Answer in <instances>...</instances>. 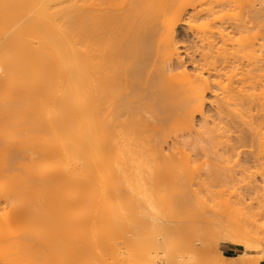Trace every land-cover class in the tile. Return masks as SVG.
I'll use <instances>...</instances> for the list:
<instances>
[{"label":"bare ground","instance_id":"bare-ground-1","mask_svg":"<svg viewBox=\"0 0 264 264\" xmlns=\"http://www.w3.org/2000/svg\"><path fill=\"white\" fill-rule=\"evenodd\" d=\"M252 1L227 18L238 0H0V264H76L68 259L81 227L71 210L88 203L97 210L91 239L104 240L90 264H132L160 240L168 203L180 211L207 201L208 172L224 165L234 181L247 163L264 168V34L257 43L252 34L264 26V0ZM200 154L208 160L197 166ZM251 184L227 189L225 205L251 200ZM254 205L242 219L216 215V231L185 248L189 264L263 262ZM132 215L144 218L140 228ZM220 244L241 253L228 259Z\"/></svg>","mask_w":264,"mask_h":264},{"label":"rangeland","instance_id":"rangeland-1","mask_svg":"<svg viewBox=\"0 0 264 264\" xmlns=\"http://www.w3.org/2000/svg\"><path fill=\"white\" fill-rule=\"evenodd\" d=\"M250 2L251 3V1L252 0H238V2L236 3V5H238V6H236L235 8L237 9H234V11H232L233 9H231V10H225L223 13H222V16H228V17H232L233 15H235V14H237V12L239 11V13H241L242 12V9L243 8H241V7H243V6H247L249 3L248 2ZM256 1V0H255ZM243 2L246 4H243ZM253 2V1H252ZM240 3H242L241 5H240ZM254 4V3H253ZM243 5V6H242ZM241 6V7H240ZM239 9H238V8ZM240 8H241V10H240ZM246 9V7L243 9V12H244V10ZM234 12H236L235 14H233ZM242 12V13H243ZM238 13V14H239ZM230 15H232V16H230ZM227 17V18H228ZM226 18V19H227ZM256 28V27H255ZM255 28L253 29L254 31H253V33L252 34H254V37L256 38L255 40H257V41H255L254 39V41L257 43L258 42V40H260L261 39V34H264V32H262V33H260L259 34V30L260 31H264V30H261V29H263L264 28V26H263V28L262 27H257L256 28V31H255ZM261 28V29H260ZM258 30V31H257ZM258 32V33H257ZM251 33V32H250ZM256 33V34H255ZM252 34H250L252 37H253V35ZM260 36V38H259V36ZM177 36H178V40L180 41V42H182V44H187L188 42H189V37H190V34L188 33L187 34V32H186V30H185V28L180 24L179 26H178V28H177ZM189 36V37H188ZM256 36H258V37H256ZM253 37V38H254ZM259 38V39H258ZM185 41V42H184ZM259 43H260V41H259ZM262 57H264V53L262 52ZM187 69L188 70H190L191 69V67H190V65H188L187 66ZM207 98H210V99H208V102H212L211 100V97H207ZM211 104V103H210ZM215 109V107H214V104L213 105H209V103H207L206 104V106H205V112H207V115H214V110ZM199 120V117H197L196 118V124L198 123L197 121ZM208 120H211L210 118H208ZM202 155L200 154V157H198L197 159H198V161L195 159V157H194V160H196L197 161V163H195V165H197L198 163L199 164H201L200 162H205L206 161V159L208 160V158H205L206 156H202ZM195 161V162H196ZM232 163V162H231ZM198 164V165H199ZM253 163H247V165H248V169H246V171L244 170V174L242 175V174H240V173H238V175L237 174H235L234 176L235 177H237V179L236 178H233V180L234 181H232V179H229V180H227L226 178L228 177L229 178V176H224L223 175V172H225V173H229L228 175H230V178H232L231 177V175H233V173L231 172H229V169L227 170L226 168H224V165H223V167L222 168H224V169H226L227 170V172L224 170L223 171V169L222 168H220V167H218V168H216L215 170H213L212 172V175H211V173L209 174V172H208V175H210V179L209 180H211V181H209L207 178V180L206 179H203V177L204 176H200V175H205L204 173L203 174H200L199 176L204 180V182H203V185L200 187V186H198L199 184L197 183V186H196V181L197 182H200V179H199V177L198 176H196V174L194 173V177H197V178H194V179H199V181L198 180H196L194 183V185L196 186L195 188H198V190L197 191H199L200 190V192H201V189H204V190H202L203 192L202 193H200L199 194V196H201L202 198V200H207V201H205V203H204V201H202V200H200V202L202 201L203 203H197V201H194V202H196V203H194V202H192V203H188V205L186 206V208L185 209H182V210H184L185 212H186V214H185V212H183L182 213V210H180L179 211V209H177V208H174V204L175 203H168V205H166V209L162 212V218H161V220H160V223H159V225H161L162 224V227L161 228H159L158 230H156L153 234L154 235H156V234H158V235H161V238H160V240L159 241H157L151 248H148L147 247V249L148 250H146V249H144V248H142V246H141V248H137L138 246H139V244H137L136 245V247L134 248H132L133 250L135 249L136 251L137 250H139V249H143V252L145 251V252H147V254L148 255H146V254H143V252L142 251H140L143 255H142V257L141 258H143V256H146L145 257V259L147 258V260H148V263L149 264H165L167 261H166V259L167 260H169V256L172 258V260L170 259L168 262H167V264H189V262L190 261H192L191 260V257H190V259H188L187 257H186V255H187V251L185 250V248L187 247V246H189V245H191L192 244V240H194V239H196L197 237H200V236H204V238L206 237V239L207 238H209L211 235H212V232L215 230L216 231V226H215V221H212L211 222V220H213V218H215L214 220H217V218H216V215L217 216H219L220 218H218L219 219V221L220 222H222V223H226V222H229V218L232 216V215H235L234 217H232L233 219H235L236 217L237 218H245L248 214H249V212H251L253 209L252 208H250V207H252L254 204H258V203H262V204H258V205H261L262 207H260L261 209H262V211H261V209L260 210H257L256 208H258V207H256L255 205V207H253V208H255L256 210H255V214H258L255 218L257 219L256 220V224H257V226H259V227H264V168L262 167L263 165H260V166H256L255 165V163H254V165H252ZM197 165V166H198ZM203 165V164H202ZM246 165V166H247ZM259 165V164H258ZM204 167H203V169L205 168V163H204V165H203ZM230 166V163L228 164V167ZM232 166V165H231ZM227 167V168H228ZM221 169L220 171L222 172H220L219 173V170H217V169ZM263 169V171H262V169ZM203 170H201V172H202ZM216 171V172H215ZM218 171V172H217ZM215 173V174H214ZM224 173V174H225ZM241 173H243V172H241ZM263 173V174H262ZM198 175V174H197ZM206 175H207V173H206ZM215 175V176H214ZM220 175V176H219ZM237 175V176H236ZM193 176V175H192ZM191 176V178H193ZM221 176H224L225 177V179L227 180V182L229 183H226V182H224V180H221V179H223L224 177H222V178H220ZM206 177V176H205ZM220 179H219V178ZM214 180V181H212V179ZM215 178V179H214ZM217 178V179H216ZM225 180V181H226ZM230 180H231V183H230ZM235 180H237V181H235ZM261 180H262V182H261ZM207 182V184H206V182ZM218 181H221V182H218ZM222 181H223V183H222ZM249 182H251V183H255L256 185H257V187H256V185H255V189L253 190H250V197H251V200L249 201H247V203H244L243 205L242 204H238V205H232V203H228V205L229 206H231L230 207V209H226V207H228L229 208V206H226L225 204L227 203H224V196H225V198L226 197H230L231 196V192L230 191H228V190H232V192L234 193V195H235V191H237L238 193L239 192H242L241 190L243 189V191H244V188H247V183H248V185H254V184H251V183H249ZM225 183H226V185H228V186H226L225 185ZM221 184V185H220ZM222 184H224V185H222ZM207 187H206V186ZM203 186H205V188L203 187ZM222 186V187H221ZM224 186V187H223ZM193 187V186H192ZM199 187L201 188V189H199ZM230 187V188H229ZM195 188H193V189H195ZM228 189V190H227ZM206 190H207V194H205L204 192H206ZM224 190H227V191H225L224 192ZM246 190V189H245ZM195 191H196V189H195ZM196 191V192H197ZM220 192H224V194L222 193V195H221V193ZM199 193V192H198ZM220 193V196H223V197H220L218 194ZM230 193V194H229ZM233 193H232V196H231V198H227V199H229L228 200V202L230 201V199H232L233 198ZM202 194H204L203 196H202ZM205 195H208V196H210V197H207V196H205ZM204 196L205 197H207V198H209V201H208V199L206 198V199H204ZM215 196H216V198H215ZM219 196V197H218ZM217 198H219V199H217ZM221 198V199H220ZM227 199H226V201H227ZM217 201H219V202H217ZM209 202V203H208ZM217 202V203H216ZM134 205H135V203H133ZM167 204V203H166ZM128 205V204H127ZM126 205V206H127ZM132 205V204H131ZM137 205V204H136ZM170 205H171V210L173 211V210H178V211H176V214H175V211H173V214H172V212L170 211V209H169V207H170ZM226 206V207H224V206ZM257 205V206H258ZM86 206V207H85ZM88 206V207H87ZM89 206H90V208H89ZM92 206V207H91ZM130 206V205H129ZM173 206V207H172ZM128 207V206H127ZM148 207H150V206H148ZM168 207V208H167ZM233 207V208H232ZM78 208V209H77ZM88 208V209H87ZM116 207L114 206V210H113V212L115 213V214H117V216H118V214H119V212L118 211H116V209H115ZM145 208V207H144ZM151 208V207H150ZM84 209V210H83ZM94 209V205H92L91 203H88V205L87 204H83V205H80V208H79V205H78V207H74V210H73V212H72V210H71V214L73 213V216H74V218L77 220V226L80 228L79 230H78V228L77 229H75L76 230V232H78V231H80V232H78V233H76V235H78L77 237H78V245H76V249H74V252H73V254H75V255H69L70 256V259H68V260H74L75 262H76V264H84V262H88V261H90V262H88L89 264L90 263H92V262H94V252L96 251V250H98V248H99V250H100V248H102V244L101 243H104V240H103V238H102V236L100 235V236H97V237H99V238H97L96 237V241H98L97 239H99L100 240V242H96L95 241V239H94V241L91 239L94 235H92L93 234V232L95 231V229L93 228V225L90 227V223L91 222H93V221H95L94 219H96L95 217H96V206H95V209ZM118 209H119V207H118ZM117 209V210H118ZM128 209V208H127ZM147 208H145L144 210H146ZM155 208H153V210H154ZM169 209V210H168ZM252 209V210H251ZM82 210V211H81ZM89 212H87V211ZM96 210V211H95ZM156 210V209H155ZM154 210V211H155ZM224 210V211H223ZM226 210V211H225ZM230 210H231V213L232 212H234V213H232L231 214V216H229V215H226V212L228 211V212H230ZM2 211V210H1ZM1 211H0V213H1ZM80 211V212H79ZM146 211H148V209L146 210ZM150 211V210H149ZM154 211H152V208H151V211L150 212H146L147 213V216H148V213H150L149 215H152L151 214V212H153V214H154ZM254 211V210H253ZM256 211H258V212H260L261 211V214L260 213H256ZM74 212H75V214H74ZM145 211H143V213H144ZM167 214L168 212L170 213V215H169V213H168V215H164L165 213ZM179 212V213H178ZM228 212H227V214H228ZM79 213V214H78ZM92 213V214H91ZM93 213H94V215H95V217H92L93 216ZM142 213V214H143ZM145 213V214H146ZM178 213V214H177ZM182 213V214H181ZM210 213H211V215H210ZM224 213V214H223ZM254 213V212H253ZM78 214V215H77ZM84 214V215H83ZM85 214H87V215H85ZM90 214V215H89ZM155 214H156V212H155ZM174 214L175 215H177V216H174ZM180 214L183 216V217H181L180 216ZM185 214V215H184ZM212 214H214V217L212 216ZM222 214V215H221ZM83 215V216H82ZM161 215V214H160ZM202 215V216H201ZM203 215H206V217H205V219H206V221H205V226H204V224H202L203 226L202 227H199V225L201 226V223L199 224V225H197L196 224V222L195 221H193L194 219H196V217H203ZM208 215H210L211 216V218H210V220L208 219ZM221 215V216H220ZM224 215H226V216H224ZM133 216V217H132ZM132 216H128L129 217V219H128V222L129 221H133L134 223L137 221V220H139L138 221V223L136 224H134L133 222L131 223V222H129L130 223V225H137V228H140V224H141V221L140 220H142V219H144L143 217H142V219H140L141 218V216L139 217H136L135 215H132ZM143 216H145L144 214H143ZM175 218H174V217ZM222 216H224V217H222ZM77 217H78V219H77ZM80 217V218H79ZM89 219L90 217V220H88L87 218ZM134 217H136V218H134ZM146 217V216H145ZM176 219L175 220V222H174V219ZM177 217H178V223H176V221H177ZM199 217V218H200ZM94 218V219H93ZM131 218V219H130ZM137 219V218H139V219H137L136 221H134V219ZM179 218H180V220H179ZM181 218H184V219H181ZM231 218V219H232ZM82 221L81 223H80V220ZM83 219L85 220V219H87V221L86 222H88V224H86V222H83ZM204 219V220H205ZM225 220V222H224V220ZM78 220H79V222H78ZM92 220V221H91ZM173 220V222H171ZM181 220H183L182 222H181ZM204 220H203V222H204ZM208 220V221H207ZM196 221H199L198 220V218H197V220ZM139 222H140V224H139ZM210 222H211V224H210ZM220 222H218V221H216V224H218V223H220ZM82 223H84V224H86L85 226H82V225H84V224H82ZM172 223V224H171ZM198 223V222H197ZM206 223H207V225H206ZM166 224V225H165ZM167 224L168 225H170L171 227H168L167 226ZM174 225V226H173ZM212 227L211 229H209L210 227ZM89 226V227H88ZM99 225H97V228L99 229V227H98ZM167 226V227H166ZM214 226V227H213ZM85 227V228H84ZM132 227H134L135 229H137L136 228V226H132ZM204 227V228H203ZM209 227V228H208ZM89 228V229H88ZM133 228V229H134ZM200 228H202V229H200ZM206 228H208V229H206ZM229 228H231V227H229ZM229 228H228V230H229ZM90 229H92V231L90 230ZM205 229V230H204ZM212 229H214V230H212ZM84 230V231H83ZM88 230V231H87ZM91 232H90V231ZM227 230V229H226ZM87 231V233H85ZM210 231V233L208 234V232ZM85 234H84V233ZM225 232V231H224ZM224 232H221V233H224ZM227 232V231H226ZM80 233V234H79ZM82 233L84 234V235H82ZM89 233V234H88ZM90 234H91V236H90ZM211 234V235H210ZM80 236H82V237H80ZM84 236V237H83ZM89 236V237H88ZM85 237L86 238H88V239H85ZM94 238V237H93ZM93 241V243L94 242H96V243H92V244H89V242L91 243L92 241ZM132 239V238H131ZM158 239V238H157ZM82 241V242H81ZM87 241V244H88V246H86L87 244L85 243ZM132 241H133V239H132ZM80 242H81V244L83 243L84 244V246H82L81 244H80ZM113 242V241H112ZM135 242V241H134ZM134 242H133V244H134ZM109 243H111V240L109 241ZM137 243V242H136ZM96 244H100L101 245V247H100V245H98V246H96ZM80 245V246H79ZM91 245V246H90ZM224 244H220L219 245V247H218V249H220L221 250V248H222V246H223ZM225 245H229V244H225ZM90 246V247H89ZM94 246V247H93ZM132 246H135V245H132ZM139 246V247H140ZM84 247V249L81 251V248H83ZM96 247V249H94ZM98 247V248H97ZM78 248V249H77ZM86 248H88V250L86 249ZM93 250H92V249ZM137 248V249H136ZM233 251H234V256L235 255H238L239 253H241L240 251H237V250H234L233 248H231ZM86 250H87V253H89V254H86ZM90 250H91V252L93 253V255H92V257H93V259H92V257H90L91 256V253H90ZM95 250V251H94ZM133 250H131V252L133 253ZM134 250V253L136 252ZM186 252H185V251ZM121 251H123L122 249H120V252ZM77 254H76V253ZM79 252H80V254H79ZM211 252H214L213 250L211 251ZM168 253V257L166 256V254ZM140 254V253H136L135 255L136 256H133L134 254H132V264H133V261H134V264H135V262H136V259H134V258H138L139 257V261L140 262H142V260H141V258H140V256H141V254H140V256H138V255ZM197 254H199V253H197ZM200 254H202L203 256L205 255V257L207 256L206 254H203V253H200ZM224 254V253H223ZM84 255V256H83ZM89 255V256H88ZM189 256H192V259H199L200 258V256L202 257V255H200L199 257L198 256H193V254H188ZM194 255H196V254H194ZM225 255V254H224ZM69 256L67 257V258H69ZM76 256V258H74ZM125 256V255H124ZM89 257H90V259H89ZM167 257V258H166ZM198 257V258H197ZM82 258V259H81ZM86 258H88V260H86ZM202 258H204V257H202ZM41 258L39 259V258H37V259H35V261L33 262V263H31V264H36V263H39V264H41ZM93 260V261H92ZM107 261L109 260L110 261V259H106ZM103 261V263H105V262H107V261ZM38 261V262H37ZM58 262V259L56 260H54V262L53 263H51V264H57V262ZM80 261V263H78ZM84 261V262H83ZM139 261H138V264H141V263H139ZM166 261V262H165ZM87 262H86V264H87ZM21 263H22V261H21ZM20 263V261L19 262H17L16 264H21ZM29 263V261H27L25 264H28ZM262 263V262H261ZM260 263V264H261ZM12 264H15V263H12ZM100 264H102V263H100Z\"/></svg>","mask_w":264,"mask_h":264},{"label":"crops","instance_id":"crops-1","mask_svg":"<svg viewBox=\"0 0 264 264\" xmlns=\"http://www.w3.org/2000/svg\"><path fill=\"white\" fill-rule=\"evenodd\" d=\"M221 251L227 256L228 259H231L234 256V251L229 245L224 244L221 248ZM261 264H264V261Z\"/></svg>","mask_w":264,"mask_h":264}]
</instances>
